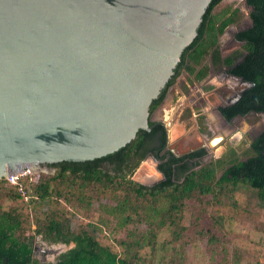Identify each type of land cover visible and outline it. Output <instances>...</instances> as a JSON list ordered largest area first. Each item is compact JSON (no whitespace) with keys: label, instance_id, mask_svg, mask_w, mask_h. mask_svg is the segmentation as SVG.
<instances>
[{"label":"water","instance_id":"1","mask_svg":"<svg viewBox=\"0 0 264 264\" xmlns=\"http://www.w3.org/2000/svg\"><path fill=\"white\" fill-rule=\"evenodd\" d=\"M218 1L0 0V179L137 157L163 186L188 157L149 111Z\"/></svg>","mask_w":264,"mask_h":264},{"label":"trees","instance_id":"2","mask_svg":"<svg viewBox=\"0 0 264 264\" xmlns=\"http://www.w3.org/2000/svg\"><path fill=\"white\" fill-rule=\"evenodd\" d=\"M223 1L212 7L201 39L184 54L177 75L149 111V124L165 132L159 159L169 153L167 133L150 116L182 76L193 85L211 69L228 68L248 87L236 103L219 110L222 117L264 114V0H246L251 25L236 36L241 49L226 57L219 40L240 16L231 8L215 13ZM206 154L201 148L172 155L188 160L163 186L133 179L143 161L137 157L117 171L105 161L91 170L39 172L18 185L0 179V264H264V129L243 160L204 163ZM240 187L253 192L254 206L238 201ZM245 225L250 230L243 235ZM43 243L68 249L42 262L35 249Z\"/></svg>","mask_w":264,"mask_h":264},{"label":"rangeland","instance_id":"3","mask_svg":"<svg viewBox=\"0 0 264 264\" xmlns=\"http://www.w3.org/2000/svg\"><path fill=\"white\" fill-rule=\"evenodd\" d=\"M226 8L237 9L239 11V21L230 26L233 31H239L249 27V13L251 8L245 5L244 0H224L216 9L215 13ZM230 43L228 35L222 37L221 41ZM220 41V40H219ZM232 42V41H231ZM223 44V43H222ZM241 44H234L224 47L221 51L222 55L237 51ZM220 71V70H219ZM219 75L218 73L214 74ZM211 79L209 76L203 82L189 84L184 76H182L168 91L163 103L150 116L151 121L163 123L167 131L170 133L169 144L171 148L178 146L180 152L188 150V146H204L207 149V156L204 163L212 159L218 158H239L245 159L243 152L248 148L252 139L264 128L263 114H249L243 118H236L230 125L226 124L215 106V98L213 90L205 93L207 81ZM220 81V78L216 77ZM223 82L224 89L236 90L239 87L238 79H226ZM203 93L210 94L206 102L203 101ZM202 114L205 118L199 121ZM237 135V136H236ZM222 138L216 146H211L212 140ZM230 139V140H229ZM211 143V144H210ZM179 151V149H178ZM232 151V153H231ZM148 168L142 165L133 176L137 182H141L148 176ZM253 192L240 187L237 198L238 201L246 206H254ZM250 230L249 225H245L242 233L246 235ZM59 246H47L46 244H37L35 255L42 262H53L55 258L62 252ZM48 255H51L48 257Z\"/></svg>","mask_w":264,"mask_h":264},{"label":"flooded vegetation","instance_id":"4","mask_svg":"<svg viewBox=\"0 0 264 264\" xmlns=\"http://www.w3.org/2000/svg\"><path fill=\"white\" fill-rule=\"evenodd\" d=\"M244 3H245V0H244ZM246 6H248L247 4H245ZM249 7V6H248ZM249 8H251V7H249ZM252 11V8H251V10H250V12ZM250 14V13H249ZM250 25H251V21H250ZM250 25H249V27H250ZM229 27L230 26H228L227 28H226V30L224 31V33L222 34V36H221V38H220V41H219V49H220V51H222L223 49H224V47H227L228 46V44L229 45H232V43H234V44H241V46H240V48H238V50L239 49H241V47L243 46V42H240V41H238L237 39H236V36H237V34L239 33V32H242V31H244V30H247L248 29V27L247 28H244V29H240L239 31H233V29L231 28L230 30H229ZM225 35H228L229 36V38H230V43H227L226 42V40L223 42V41H221V39H222V37H224ZM232 41V42H231ZM223 43V44H222ZM236 51V50H235ZM234 51V52H235ZM234 52H229V53H227V54H225V55H223V57H226V56H228V55H232ZM240 60H237V62H239ZM220 70V71H219ZM219 70H213V69H211L210 70V72H209V77L211 78V79H209L208 81H207V87L205 88V93H208L209 91H211V90H213V95H214V98H215V100H214V102H215V106L217 107V109H218V112H219V114H220V109H224V108H227V107H229V106H231V105H233L234 103H236L238 100H239V98L241 97V95L243 94V92L245 91V89L248 87L247 86V83H245L244 81H242L240 78H237V77H235V76H233L232 74H230V73H228V68H225V67H223L222 69H219ZM219 72V75H214L215 73H218ZM208 76L205 78V79H207L208 78ZM216 77H218V78H220V81L218 80V79H216ZM225 78L228 80V79H238L239 80V82H240V84H239V87H238V89H236V90H231V89H224L223 88V82H226L225 81ZM204 79V80H205ZM203 80V81H204ZM203 81H201V82H203ZM241 92V94L239 95V93ZM205 93H203V101L204 102H206V104H207V99H208V96L210 95V94H205ZM238 95V99L234 102L233 101V99L235 98V96H237ZM199 115H201V117H203V119L205 118V116L204 115H202V114H199ZM264 115V114H263ZM220 117L222 118V120L226 123V124H228V125H230L231 123H232V121L234 120V119H236V118H243V117H235L234 119H232V120H230V121H226V119L225 118H223L221 115H220ZM264 129V128H263ZM258 135V134H257ZM237 136V135H236ZM230 140V139H229ZM168 144V143H167ZM166 144V147H165V149H164V152H169L171 155H173L174 157H182V156H185V155H187V154H189V153H192V152H194V151H196V150H199V149H201V148H203V149H205L206 150V152H207V149L204 147V146H199V145H197L196 147L195 146H188L189 148H188V150L187 151H184V152H180L181 151V148H179V146H181L180 144L178 145V146H175L174 148H171V150L172 151H170L169 149H168V145ZM178 149H179V151H178ZM176 155H178V156H176ZM206 156H207V154H206ZM205 156V157H206ZM204 157V158H205ZM204 158H202V161H204ZM143 163H146L145 161H144V159H143V161L141 162V164H140V166L138 167V169L142 166V164ZM138 169L136 170V171H138ZM136 173V172H135ZM140 183H142L143 185H146V186H149V187H152V186H154L152 183H151V181H150V178H149V175L147 176V178H145V179H143ZM49 256H51V255H48V257ZM49 262V261H48Z\"/></svg>","mask_w":264,"mask_h":264},{"label":"built area","instance_id":"5","mask_svg":"<svg viewBox=\"0 0 264 264\" xmlns=\"http://www.w3.org/2000/svg\"><path fill=\"white\" fill-rule=\"evenodd\" d=\"M39 173V171H35V170H26L24 172H22L21 174L17 175V176H13L10 178H5L7 180V182L11 185H18L19 183V179L24 178V177H32L33 175Z\"/></svg>","mask_w":264,"mask_h":264},{"label":"crops","instance_id":"6","mask_svg":"<svg viewBox=\"0 0 264 264\" xmlns=\"http://www.w3.org/2000/svg\"><path fill=\"white\" fill-rule=\"evenodd\" d=\"M220 139H222V138H219V137H218V138L213 139V140L211 141L212 144L210 143V144H211L210 147H211V146H216V145L218 144V142L220 141Z\"/></svg>","mask_w":264,"mask_h":264},{"label":"bare ground","instance_id":"7","mask_svg":"<svg viewBox=\"0 0 264 264\" xmlns=\"http://www.w3.org/2000/svg\"><path fill=\"white\" fill-rule=\"evenodd\" d=\"M142 165H146V166H147V164H146V163H143Z\"/></svg>","mask_w":264,"mask_h":264}]
</instances>
